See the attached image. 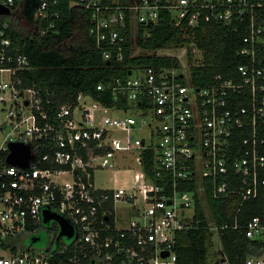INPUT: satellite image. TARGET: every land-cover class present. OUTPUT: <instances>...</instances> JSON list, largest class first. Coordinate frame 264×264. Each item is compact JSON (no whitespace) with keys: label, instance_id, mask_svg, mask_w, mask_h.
I'll return each mask as SVG.
<instances>
[{"label":"built area","instance_id":"obj_1","mask_svg":"<svg viewBox=\"0 0 264 264\" xmlns=\"http://www.w3.org/2000/svg\"><path fill=\"white\" fill-rule=\"evenodd\" d=\"M20 1L0 0L9 9L0 13V264H177V234L196 223L184 209L194 208L206 185L216 198L237 194L235 214L258 195L264 66L256 53L264 47V0H66L89 12L88 33L107 62L122 59L127 36L130 52L145 51L136 40L138 27L145 31L159 10H168L174 25L239 23L246 61L198 86L189 72L199 64L193 43L175 46L185 64L161 53L165 48L146 50L174 56L178 64L130 65L96 83L100 97L78 91L65 99L24 81L29 60L8 31V17L15 16L47 34L62 0H35L29 18L13 13ZM12 146L27 148L24 164L7 160ZM127 153L137 165L129 186H95L94 171L129 161ZM146 156L152 173L144 169ZM118 201L136 211L124 224L114 214ZM55 216L66 221L70 236L57 237ZM42 224L58 240L44 247L26 242ZM207 227L218 230L214 223ZM230 227H241L257 246L243 264H264L261 218L253 215L241 226L234 218Z\"/></svg>","mask_w":264,"mask_h":264},{"label":"trees","instance_id":"obj_2","mask_svg":"<svg viewBox=\"0 0 264 264\" xmlns=\"http://www.w3.org/2000/svg\"><path fill=\"white\" fill-rule=\"evenodd\" d=\"M34 2L35 0H21L19 12L15 10L13 13H18L21 18L23 14L29 18ZM59 10L60 18L56 20L53 30L45 35H40L35 28L28 29L23 34L19 28L21 23L15 16L8 17V31L29 60V67L23 73L24 81L53 88L60 99L74 98L78 91L98 98L101 91L96 89V83L111 75L126 72L130 65L178 64V59L174 56L153 55L145 53L146 50L180 44L189 46L193 43L200 50L196 59L199 64H191L189 72L191 81L198 86L206 83L213 73L228 75L238 63L246 61V57L239 53L243 34L239 23L226 25L209 22L193 27H187L183 23L174 25L168 10H159L156 21L146 25L145 31L138 27L136 40L145 51L136 54L130 52L128 45L131 38L127 36L122 59L107 62L102 58L94 38L88 33L89 12L80 5L69 6L66 0L60 1ZM189 57L191 58L190 49ZM256 61L264 66V47L256 53ZM105 99L109 102V99ZM260 134L264 136V123L260 127ZM144 169L147 173L153 171L150 156L146 159ZM262 174L264 175V171ZM192 183L190 181L182 188L187 189ZM238 201L237 194L216 198L206 185L202 197L195 198L190 218L196 221L195 226L177 234V264H207L209 229L205 209L218 226L220 250L224 253L227 264H243L244 257L257 246L244 235L241 227L232 228L230 225L235 218L241 226L253 215H258L264 222V185L260 187L258 195L245 200L235 214ZM224 222L229 226L219 228ZM222 260L223 258H217L212 264H223Z\"/></svg>","mask_w":264,"mask_h":264},{"label":"rangeland","instance_id":"obj_3","mask_svg":"<svg viewBox=\"0 0 264 264\" xmlns=\"http://www.w3.org/2000/svg\"><path fill=\"white\" fill-rule=\"evenodd\" d=\"M19 10H20V6L19 9H17L16 11L19 12ZM19 28L23 34H25L28 31V26H26L24 23H21ZM137 51L138 52L135 53L144 52V51H139V49H137ZM160 52L166 54H176L179 56L180 60L185 64L184 54L180 49L175 48V46L171 45L170 47L161 49ZM196 55L199 57L200 53L198 51H195V56ZM188 61H192V58L189 57ZM113 113L117 115L118 113H120V111L115 110L113 111ZM125 155L126 157L129 158V161L125 163H117L113 166V169L105 168V169H97L94 171L95 186H99V187L119 186V185L129 186L130 179L133 176V172L137 169V165L131 159L132 157L131 153H127ZM116 161H118L117 158ZM202 205L203 207H205L204 203ZM128 206H129L128 203H124L122 201L116 202L114 208V214L117 223L124 224L125 223L124 221H126L128 217L131 216V209H129ZM204 211L206 217L208 218V225L212 226L213 221L210 217L208 210L205 209ZM184 212L185 214L191 215L193 212L192 206H190L189 208H185ZM44 227H47V225L42 224V227H39L38 230L35 232V234L40 233L42 236L46 237V230ZM25 241L28 242L29 239L25 238ZM45 244H46V238H43L41 240H36L35 242H33V246L35 247H44ZM220 247H221L220 239L217 231L210 228L209 240L207 242V264H212L214 260H216L217 258H222L223 254L222 251L220 250Z\"/></svg>","mask_w":264,"mask_h":264},{"label":"water","instance_id":"obj_4","mask_svg":"<svg viewBox=\"0 0 264 264\" xmlns=\"http://www.w3.org/2000/svg\"><path fill=\"white\" fill-rule=\"evenodd\" d=\"M9 9L5 6H3L2 4H0V13H8ZM26 147H21V148H16L15 146H12V150L11 152L8 154L7 156V160L10 163H21L24 164L25 160L24 157L26 156ZM51 215L49 213L45 214V216L43 217V222H47L48 218ZM55 219L59 222L60 225V229L57 233V237H59L60 235H65V236H70L71 234V230L68 228V225L66 223V221L64 219H60L59 217L55 216ZM36 238L33 237L31 239V241H35ZM261 252V250L257 251V254H259ZM167 252H164L163 255H166Z\"/></svg>","mask_w":264,"mask_h":264},{"label":"flooded vegetation","instance_id":"obj_5","mask_svg":"<svg viewBox=\"0 0 264 264\" xmlns=\"http://www.w3.org/2000/svg\"><path fill=\"white\" fill-rule=\"evenodd\" d=\"M46 230V237L42 236L40 233L36 234L35 236H25L26 239H32L33 237L36 238V240H41L43 238H46V243H55L58 239L54 236V232L47 227H44Z\"/></svg>","mask_w":264,"mask_h":264},{"label":"crops","instance_id":"obj_6","mask_svg":"<svg viewBox=\"0 0 264 264\" xmlns=\"http://www.w3.org/2000/svg\"><path fill=\"white\" fill-rule=\"evenodd\" d=\"M21 2V1H20ZM22 5V4H21ZM22 6H20V8H21ZM129 209H131V216L132 215H135L136 214V211L133 209V208H129Z\"/></svg>","mask_w":264,"mask_h":264}]
</instances>
